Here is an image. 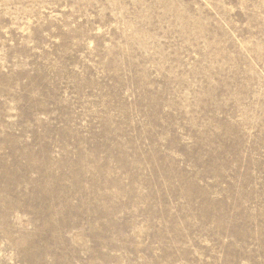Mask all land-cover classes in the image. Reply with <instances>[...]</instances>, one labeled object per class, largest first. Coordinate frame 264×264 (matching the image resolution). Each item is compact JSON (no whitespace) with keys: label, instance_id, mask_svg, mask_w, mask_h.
<instances>
[{"label":"rangeland","instance_id":"1","mask_svg":"<svg viewBox=\"0 0 264 264\" xmlns=\"http://www.w3.org/2000/svg\"><path fill=\"white\" fill-rule=\"evenodd\" d=\"M0 264H264V0H0Z\"/></svg>","mask_w":264,"mask_h":264}]
</instances>
